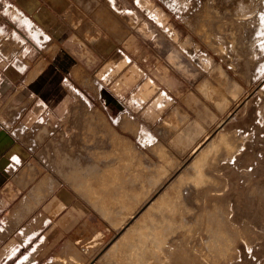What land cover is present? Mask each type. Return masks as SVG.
<instances>
[{"label":"rangeland","instance_id":"1","mask_svg":"<svg viewBox=\"0 0 264 264\" xmlns=\"http://www.w3.org/2000/svg\"><path fill=\"white\" fill-rule=\"evenodd\" d=\"M141 1L121 0L108 31L144 45L135 59L146 73L120 67L121 54L87 85L96 92L102 78L119 93L144 75L168 77L182 95L153 118L121 115L118 126L78 101L54 132H41L39 161L57 185L88 198L100 234L86 251L89 235L78 230L79 243L49 264H264V0H183V12L168 0H149L156 11ZM246 5L249 24L238 21ZM134 69V82L118 89ZM80 154L108 172L96 164L80 172Z\"/></svg>","mask_w":264,"mask_h":264},{"label":"crops","instance_id":"2","mask_svg":"<svg viewBox=\"0 0 264 264\" xmlns=\"http://www.w3.org/2000/svg\"><path fill=\"white\" fill-rule=\"evenodd\" d=\"M120 1L0 0V264H49L75 241L78 230L89 235L87 242L94 235L93 204L69 186L57 185L38 159L42 130L54 132L78 101L118 126L121 115L132 118L141 112L153 118L182 95L178 81L168 77L144 75L119 93L102 78L96 92L87 85L121 54L130 68L146 73V65L135 59L144 45L134 40L125 45L108 31L118 25ZM146 56L140 54L142 61ZM134 71L135 76H122L116 87L133 83ZM85 156L84 164L80 154V172L94 164ZM46 177V191L38 193Z\"/></svg>","mask_w":264,"mask_h":264},{"label":"bare ground","instance_id":"3","mask_svg":"<svg viewBox=\"0 0 264 264\" xmlns=\"http://www.w3.org/2000/svg\"><path fill=\"white\" fill-rule=\"evenodd\" d=\"M143 1V2H142ZM141 1V5H142V3H144V5L147 7H145L146 9H149V10H152L153 11V9L156 11L157 9L156 8H154L153 7V5L151 4V2L149 1V0H142ZM248 3L249 2H251L252 0H246ZM168 2L170 3V5L173 7V8H176L177 10H179V11H186V8H187V6H186V2L184 1L183 2V0H168ZM187 2L188 3H190L191 2V0H187ZM241 2H243L242 0L239 2V3H241ZM254 2H255V0H254ZM105 5V4H104ZM140 8V7H139ZM141 9V8H140ZM159 11V10H158ZM245 11H247V13L246 14H241L240 16H242L241 18H238V21H243V22H247L248 24L249 23H251V21H246V20H248L249 18H251V17H246L247 15H248V13L250 12H248V5H246L245 6V9H244V12ZM111 13V12H110ZM227 13V12H226ZM153 16V15H152ZM158 20L159 21H161L162 20V18H163V13L162 12H158ZM187 17H189L188 15H187ZM156 19V18H155ZM252 19V18H251ZM164 20V19H163ZM167 20V19H166ZM234 20V19H233ZM158 21V22H159ZM116 22V21H115ZM162 22V21H161ZM196 23L198 22V21H195ZM143 23V22H142ZM164 23V22H163ZM159 24V23H158ZM240 24V23H239ZM145 26V25H144ZM76 27V26H75ZM118 33V32H117ZM173 37L175 38V39H177V33L176 32H174L173 34ZM174 38H173V40H174ZM179 40V39H178ZM221 41V40H220ZM177 42V41H176ZM183 45H184V43H183ZM219 48V47H218ZM214 49H216V50H219V49H217L216 47L214 48ZM222 50V49H221ZM119 63V62H118ZM126 63H127V60H122V61H120V67L124 64V65H126ZM205 68V67H204ZM81 69V68H80ZM116 70H118V68L116 69ZM138 74H140L139 73V70L136 72V78H137V75ZM114 76H115V73H114ZM107 80V79H106ZM90 82V81H89ZM94 92V91H93ZM146 95V94H145ZM233 96V95H232ZM140 98V97H139ZM89 112V111H88ZM93 112H95V113H97V116H96V118L97 117H99V116H101L100 114H99V112H97V111H93ZM85 113V112H84ZM94 113V114H95ZM91 115V114H90ZM96 115V114H95ZM99 115V116H98ZM94 116V115H93ZM89 117H92V116H89ZM95 118V117H94ZM101 119H103V116H101L100 117ZM97 120V119H96ZM107 120V119H106ZM130 120V119H129ZM108 121V120H107ZM128 121V120H127ZM124 122V121H123ZM122 122V124H124ZM126 122V121H125ZM96 123V122H95ZM129 124V123H128ZM129 125H131V123L129 124ZM103 126V125H102ZM105 126V125H104ZM124 126H126V125H124ZM131 126H133V125H131ZM130 126V127H131ZM107 127V126H106ZM104 128V127H103ZM129 128V127H128ZM105 129V128H104ZM45 130V129H44ZM108 131H109V133H110V130L109 129H107ZM107 130L105 131V132H107ZM43 131V130H42ZM85 131V130H84ZM45 132V131H44ZM46 133V132H45ZM108 133V135H110ZM118 134V133H117ZM112 135V134H111ZM114 135V134H113ZM84 136V135H83ZM88 136V135H87ZM104 138V137H103ZM82 139V138H81ZM85 140V139H84ZM120 140V139H119ZM205 141L204 142H206V140H208V136H206L205 137V139H204ZM124 141H125V139H124ZM127 142V141H126ZM204 142H203V140L201 141V143L200 144H198L197 145V147H195L194 149H193V151H192V153H194V152H196V151H198V149H200V147L202 146V144H204ZM128 143V142H127ZM126 143V144H127ZM60 144V143H59ZM62 144V143H61ZM118 144V143H117ZM121 144V143H120ZM67 146V145H66ZM90 147V146H89ZM108 147V146H107ZM127 147V146H126ZM128 148H129V146H128ZM131 148V147H130ZM129 148V149H130ZM73 149V148H72ZM92 158V157H91ZM68 162V161H67ZM33 163V162H32ZM66 163V162H65ZM100 163H102V161L100 162ZM63 164H64V162H63ZM71 164V163H70ZM105 164H107V163H105ZM76 165V164H75ZM78 165H79V163H78ZM93 165H95V163L93 164ZM92 165V166H93ZM103 165V164H102ZM27 166V165H26ZM73 166V165H72ZM91 166V167H92ZM108 166V165H107ZM109 167V166H108ZM16 168V167H15ZM73 168H74V166H73ZM84 168V167H83ZM88 168H89V166H88ZM93 168H95V167H93ZM96 168H98L97 166H96ZM95 168V169H96ZM104 168V167H103ZM106 168V167H105ZM27 169H29V168H27ZM87 169V168H86ZM100 169V168H99ZM98 169V170H99ZM108 169V168H107ZM107 169H100V173L103 175H105V173H107L108 172V170ZM31 170V169H30ZM91 170V169H90ZM23 171V170H22ZM29 171V170H28ZM61 171V170H60ZM89 171V170H88ZM93 171H95L94 169H93ZM113 170H111V172H112ZM118 171V170H117ZM26 172V171H25ZM30 172V171H29ZM36 172V171H35ZM35 172H33V173H35ZM92 172V171H91ZM32 173V174H33ZM37 173V172H36ZM96 173V172H95ZM94 173V174H95ZM30 174H31V172H30ZM29 174V175H30ZM87 174L89 175V173L87 172ZM97 174V173H96ZM23 175V174H22ZM66 175H67V173L65 174V177H66ZM69 175V174H68ZM70 175H71V173H70ZM114 175V174H113ZM94 176H96V175H94ZM99 176V175H98ZM88 177V176H87ZM90 177V176H89ZM29 178V177H28ZM71 178H72V176H71ZM80 178V177H79ZM95 178H97V177H95ZM109 178V176H106V180ZM121 179V178H120ZM47 177L46 178H44L43 179V181H42V183L39 185V188H37L36 190L38 191V193L43 189V190H45V188H44V186H46V183H47ZM53 180V179H52ZM72 180V179H71ZM101 180V179H100ZM99 180V181H100ZM98 181V182H99ZM123 181V180H122ZM121 181V182H122ZM46 182V183H45ZM49 182V181H48ZM72 182H73V180H72ZM94 182H96V180L94 181ZM44 183H45V185H44ZM106 183V182H105ZM48 184V183H47ZM93 184V183H92ZM49 186V185H48ZM48 186H47V188H48ZM37 187V186H36ZM121 187V186H120ZM98 188V187H97ZM39 189V190H38ZM49 189V188H48ZM80 189V188H79ZM42 190V191H43ZM51 190V189H50ZM117 190V189H116ZM34 191H35V189H34ZM46 191V190H45ZM111 191V190H110ZM109 191V192H110ZM114 191V190H113ZM119 191V190H118ZM32 192H33V190H32ZM36 192V191H35ZM46 193V192H45ZM101 193V192H100ZM106 193V192H105ZM31 195V194H30ZM45 195V194H44ZM32 197V196H31ZM37 197V196H36ZM35 197V198H36ZM39 197H40V194H39ZM111 198V197H110ZM34 199V198H33ZM39 199V198H38ZM36 200V199H35ZM37 203V202H36ZM28 206V205H27ZM25 207V206H24ZM28 207H31V206H28ZM236 208V207H235ZM30 209V208H29ZM29 211V210H28ZM132 217V216H131ZM130 217V218H131ZM218 217V216H217ZM214 219V218H213ZM226 224V223H225ZM228 224H230V223H228ZM230 226V225H229ZM131 227V226H130ZM129 227V228H130ZM217 227V226H216ZM129 228H127V230H129ZM225 230V229H224ZM99 236H100V234L98 233V234H95L94 236H92L91 237V240L89 241V242H87V243H89V244H86V246L84 247V248H86L85 250L87 251V249L89 248H93V247H95L96 246V244H98V243H96V240L99 238ZM132 236V235H131ZM233 236V235H232ZM132 238V237H131ZM131 240V239H130ZM237 240V239H236ZM235 240V241H236ZM119 241H120V239H119ZM129 241V240H128ZM227 241V240H226ZM78 242V240L77 241H75V243H77ZM117 242V241H116ZM228 242H230V241H228ZM79 243V242H78ZM233 243V242H232ZM231 245V244H230ZM126 247V246H125ZM76 248V247H75ZM127 248V247H126ZM72 249H73V247H72ZM74 251V250H73ZM77 251V250H76ZM124 251V250H123ZM116 252V251H115ZM154 252V251H153ZM111 253V252H110ZM109 253V254H110ZM128 253V252H127ZM223 253V252H222ZM187 254V253H186ZM226 254V253H225ZM76 255V254H75ZM135 255V254H134ZM185 255V254H184ZM110 256V255H109ZM222 256V255H221ZM228 256V255H227ZM135 257V256H134ZM164 257V256H163ZM76 258H77V256H76ZM75 258V259H76ZM79 258V257H78ZM119 258V257H118ZM59 259V258H58ZM61 259V262L63 263V264H67V261L65 260V259H62V258H60ZM73 259V258H72ZM80 259V258H79ZM103 259H105V257L103 258ZM222 259V258H221ZM69 260V259H68ZM114 260H115V258H114ZM119 260V259H118ZM231 260V259H230ZM70 262H72L73 260H69ZM112 261V260H111ZM187 261V260H186ZM195 261V260H194ZM226 261V260H225ZM76 262V261H75ZM78 262V261H77ZM116 262V261H115ZM170 262H172V260L170 261ZM75 264H77V263H75ZM81 264V263H80ZM149 264V263H148ZM186 264V263H185Z\"/></svg>","mask_w":264,"mask_h":264}]
</instances>
